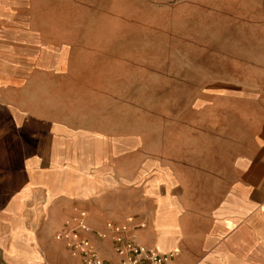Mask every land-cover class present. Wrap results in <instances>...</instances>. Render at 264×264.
Listing matches in <instances>:
<instances>
[{
	"label": "crops",
	"instance_id": "crops-1",
	"mask_svg": "<svg viewBox=\"0 0 264 264\" xmlns=\"http://www.w3.org/2000/svg\"><path fill=\"white\" fill-rule=\"evenodd\" d=\"M30 10L0 0V259L74 264L52 237L84 211L110 264L108 222L175 253L173 264H264V160L214 161L196 170L198 182L161 153H139L126 169L111 57L55 52Z\"/></svg>",
	"mask_w": 264,
	"mask_h": 264
},
{
	"label": "rangeland",
	"instance_id": "rangeland-1",
	"mask_svg": "<svg viewBox=\"0 0 264 264\" xmlns=\"http://www.w3.org/2000/svg\"><path fill=\"white\" fill-rule=\"evenodd\" d=\"M24 2L55 52L111 57L126 169L161 153L198 182L208 163L264 160V0Z\"/></svg>",
	"mask_w": 264,
	"mask_h": 264
},
{
	"label": "built area",
	"instance_id": "built-area-1",
	"mask_svg": "<svg viewBox=\"0 0 264 264\" xmlns=\"http://www.w3.org/2000/svg\"><path fill=\"white\" fill-rule=\"evenodd\" d=\"M86 213L80 211L72 220L65 223V227L56 236L61 241L74 264H110L100 257L98 251L89 240L91 230L86 223ZM110 232L113 252L118 257L116 264H173L175 253L160 254L140 245L122 228L106 223ZM143 227V225H141ZM97 238L104 240V233H97Z\"/></svg>",
	"mask_w": 264,
	"mask_h": 264
}]
</instances>
